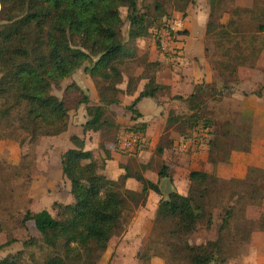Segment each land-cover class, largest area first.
I'll return each instance as SVG.
<instances>
[{
  "label": "trees",
  "instance_id": "1",
  "mask_svg": "<svg viewBox=\"0 0 264 264\" xmlns=\"http://www.w3.org/2000/svg\"><path fill=\"white\" fill-rule=\"evenodd\" d=\"M207 1L204 41L216 47L217 58L211 56L210 64L221 85L202 82L188 96H169L165 130L155 152L173 160L170 129L201 127L208 130L207 162L213 169L190 170L185 196L172 193L168 200H159L137 264H150L154 258L165 264H227L231 249L248 245L250 240L252 222L240 220L244 209L264 201V169L248 167L243 178L228 180L218 177L215 170L218 164L229 163L233 151L249 152L250 127L245 123L235 126L230 120L219 127L209 117L240 83L239 69L258 65L264 53V7L234 8L231 18L221 22L222 13L228 12L226 1ZM193 5L194 0H143L140 5L137 0H0V125L8 130L5 123L12 118L16 131L30 142L59 137L70 121L68 94L75 93V108L83 106L87 116L81 126L83 134L99 133L115 143L123 126L110 107L133 98L125 107L131 126L124 130L143 137L146 123L137 105L143 98H163L168 87L157 82L161 62L140 54L136 42L160 31L174 14L185 19ZM242 13L256 22L255 30L242 29ZM125 22L128 29L124 36ZM186 36L187 30L177 32L181 45L178 57L182 56ZM156 45L160 48L158 41ZM204 52L209 57L207 47ZM82 68L94 84L96 104L73 84L65 87L61 97L52 93ZM135 68L141 72L135 74ZM251 94L263 96L264 87ZM69 142L72 148L61 154L60 165L70 185L71 202H54L51 209L55 216L46 209L36 213L27 210L21 226L31 222L38 236L21 242L22 249L8 254L0 264H20L24 251H29L28 257L34 262L39 254L36 264H98L111 239L124 231L131 205L143 206L148 191L159 195L157 183L128 168L117 180L109 179L104 174L110 157L107 149L103 158L96 151L85 150L84 140L76 135ZM164 177L170 175L162 162L158 180ZM128 178L141 185L140 191L125 188ZM214 205L220 207L217 214ZM215 218L219 221L216 237L195 243L194 234L210 231ZM258 228L264 232L261 220ZM16 242L11 237L0 249Z\"/></svg>",
  "mask_w": 264,
  "mask_h": 264
},
{
  "label": "rangeland",
  "instance_id": "2",
  "mask_svg": "<svg viewBox=\"0 0 264 264\" xmlns=\"http://www.w3.org/2000/svg\"><path fill=\"white\" fill-rule=\"evenodd\" d=\"M137 1L140 5L143 0ZM225 1V8L228 12L222 13L221 22H227L231 18V12H233L234 8L252 9L253 7H258L259 9L260 7H264V0ZM192 7L191 12L199 8L200 12L207 20V0H194V5ZM122 16H125L124 10L122 11ZM180 18V14H174L171 20L166 22H171L173 20L182 21ZM232 18H236V16L233 17L232 15ZM240 21L242 23V29H244L245 32H251L255 30L257 26L256 22H254L249 15H245V13L241 14ZM127 29L128 25L125 22L122 28L124 36L126 35ZM157 41L160 48L156 45ZM203 45L209 50V57H207V55L205 56L204 53L205 62L210 65L213 71V78L210 79L208 84L220 87L221 79L218 78L217 72L213 70L210 64L211 56L217 58L215 52L216 47L211 41H204ZM136 46H138L137 48L140 54H146L150 61H158L160 57L166 60H171L172 58L176 59L178 57L177 55H170L162 50L160 35H155L154 31L148 38L137 41ZM179 47H181V45H179ZM173 63H175V61H173ZM173 63H171V65ZM177 66H179V63L174 66V69H177ZM170 69L172 72L177 71L173 68ZM133 71L135 74H139L141 69L135 68ZM160 75H162L161 77L166 75L163 64L158 77ZM238 75L240 83L233 87L232 96L230 95L227 99L220 102L219 106H216V109L210 116L208 114L219 127H221V124L226 120H230L235 126H240L245 123L248 128L249 120L245 118V116L250 115L249 110L251 109H248L249 107H247L246 101L241 98H247L251 95V92L258 91L264 84V53L259 59L255 69L241 68L239 69ZM70 84L80 87L83 92L88 95L91 103H93L91 100H96L97 97L94 84L83 71V68L75 72L72 77L63 81L59 87L53 88L52 93L61 97L65 87ZM74 94H68L67 97L68 105L71 110L70 116H72V121L74 120L76 123L73 124L70 130L78 131V124L80 121H83V118L77 115V108L79 106L75 108L77 100H75L76 94ZM164 94L165 96L162 100L169 103V94L166 92ZM125 100H127V98H124V101ZM123 102L119 106L124 111L121 109L117 113L114 111L115 120L118 122L121 121L123 126L121 128L122 130L118 133L117 141L112 143L99 133L91 135L90 137L84 135V139L87 141V147H89L87 149H94V151H96V153L98 152L102 157L107 155L104 151L107 149V152H110L111 155L114 154V157H118L119 160H124V163L118 162L109 166V171L114 177H117L118 174L123 171L120 169L122 165H127L131 171L139 172L144 176L150 171V178L156 180L163 161H161L160 156L155 152V146L149 147L148 142H143L137 150L138 153L142 154V158L138 157V153L128 154L122 152L118 146L120 135L127 132L124 130L125 128L131 126L129 119H126V115L129 113L125 109L126 105H123ZM207 104L209 107L212 106V104H209V101H207ZM260 105L264 107V99H262ZM140 107L142 108L143 105H140ZM178 107V111H180L181 106ZM217 108H220V110ZM255 119H259L258 116L255 115L254 121ZM5 124L8 130H6L3 125H0V245L4 244L11 237L17 239V242L9 247L0 249V260L8 254H14L18 250H21V242L30 239V237L38 236L31 222H27L25 227L21 226V219L27 210L40 211L42 209H47L52 216H55V211L51 209L52 203L55 201L66 202L68 200V183L60 176L58 168L60 155L70 146V142L66 140L65 137L60 139L55 137H42L34 142H30L28 138H24L20 132L16 131L17 123L13 122L12 118L7 120ZM219 127L217 128L220 129ZM257 128L258 127L255 129L264 132ZM152 130L154 132L155 129L152 128ZM192 131L195 134L189 133ZM175 132L177 135L175 141L179 144L183 143L184 146H188V144L191 143L189 149L192 151L191 165L195 168L203 169L202 167L205 166L206 163L202 160L203 157L206 158V152H202L201 149H203L205 142L202 144L201 142L202 140H206V137L202 136V128L198 127L191 131L175 130ZM206 132H208V130H206ZM187 134L188 136L184 138V135L186 136ZM101 145L104 146L103 150L100 149ZM184 153L185 152H183V154ZM168 161L170 162L171 160H167V162ZM236 165L234 169L239 173H241V171L243 172V168L239 167L238 170V163ZM218 167L229 168L230 166L229 164L217 165L215 168L217 173ZM212 169L213 167H211V170ZM245 171H247V169H245ZM184 175L185 172L181 171V173L177 174L178 178H176L177 185L182 188L185 187V181H183L185 180ZM234 175H238V173L236 172ZM130 185H132V187L135 186L133 183ZM150 195L152 198H150ZM158 204V196L148 191L146 202L143 206L132 207L131 205L132 212H129L128 218L125 220L126 224L124 226V231L111 239L105 255L98 264H137V255L144 249L147 242ZM214 207H216L214 212L217 214L220 211V207L217 205H214ZM240 220L252 222V226L250 227L252 232L250 240L248 245L240 244L231 249L230 259L227 264H264V232L260 231L258 228V222L260 220L264 227V201H262L260 205H247L243 211V217L240 218ZM218 224L219 221L215 218L212 229L210 231H198L192 237L193 241L195 243H200L205 240L214 239L216 237V228ZM28 252L29 251H24V256L20 264H36L40 259L39 254H37V261H31L28 257ZM151 262L150 264H165V262L159 258L153 259Z\"/></svg>",
  "mask_w": 264,
  "mask_h": 264
},
{
  "label": "crops",
  "instance_id": "3",
  "mask_svg": "<svg viewBox=\"0 0 264 264\" xmlns=\"http://www.w3.org/2000/svg\"><path fill=\"white\" fill-rule=\"evenodd\" d=\"M191 11L192 9L189 10V15L185 19L182 20L181 29L188 31V36L184 37V44L182 46L183 47L182 57L180 56V57H177L176 59L172 58L171 60L162 59L160 57V60H159V62H161V64L164 65V70L166 71V75L163 77H161L162 75H160L157 78V82L168 87L167 91H168L169 96L171 97L175 95H181L184 97L188 96L193 92L195 85L200 84L202 82L208 83L210 79L213 78V71L211 70L210 65H208V63L205 62V58H204L205 57L204 56L205 47L203 45V42L205 39L204 26H205L206 17L200 12L199 8H197V10H194L193 12ZM173 61H175V63H173ZM171 63L173 64L171 65ZM177 63H179V66H177V69H174V66H176ZM170 68H173L174 70H177V71L172 72ZM261 87H264V84ZM140 89L141 88H139V90ZM161 98L162 97H159V99L143 98L137 105V110L142 115V121L146 123V132H145V135L143 136V142L145 141L148 142L149 147L155 146V149L159 145V141L165 130L166 118H167V113L169 109V103L165 102V100H162L163 98L162 99ZM241 99L246 101V105L247 107H249L248 109H251L249 110L250 115L245 116V118H248L249 120L250 136H251L250 150L247 153L233 151L230 154V159L228 163L230 167L229 168H219L218 167V173L216 172L217 176L225 180H228L231 178H243L246 174L245 169H247L248 167H257V168L264 169V153H263L264 152V132H261L255 129L256 127H258L257 129L264 131V107L263 105H260V102L262 101V99H264V95L261 97H257L251 94L247 98L243 97ZM132 100L133 98H127V100L123 102V105L127 106ZM91 101H93V104H96L97 98L96 100H91ZM140 105H143V107L141 108ZM110 109L115 111L116 113L119 112L120 109L122 110L120 106H114V105H112ZM253 113L256 116H258L259 119H255L254 121L255 115ZM77 115L78 116L80 115L83 118V121L82 122L80 121L78 124L79 130L78 131L70 130L73 124H76L74 120L72 121V118H71L72 116H70V121H69L67 131L63 133L62 135H60L59 137H55V138L60 139V138L65 137V139L69 141V138L72 135H76L82 140H84L85 150L94 151V149H87L89 147H87V141L84 139V135H88V137H90L91 135H96L98 133L86 132L83 134L81 126L85 123L87 119L83 106L77 108ZM126 119L127 120L129 119V114L126 115ZM119 123L122 124L121 121H119ZM152 128L155 129L154 132ZM204 132H206V130H203L202 136L206 137V140H202L201 144L203 142L205 143L203 145V149L201 150L202 152H206V158L203 157V160H202L206 163V165L202 167L203 169L195 168L191 165L192 151L189 150L191 147V143L188 144V146H184L183 143L179 144L177 141H175V138L177 135H176L175 130L172 128L169 131V137L170 139L173 140V146L175 150L173 160H171L170 162L169 161L167 162V160H170V159H167L166 156L160 157L164 165L168 167V175H170V177H166V178L170 179L171 187L173 191H175L176 193L182 196H185L188 192V181L186 179V176H187L186 173H188L190 170H209V171L211 170V165H209L207 162L206 141H207L208 135H207V132L206 133ZM189 133L195 134L193 131ZM187 136L188 134L186 136L184 135V138H186ZM70 148H72L71 144L70 146H68L67 149H70ZM183 152L185 153L183 154ZM137 153L138 151L135 154ZM138 154H139L138 156L139 158L143 157L141 153H138ZM124 158L127 159L126 157ZM118 162L124 163V160H119L118 157H114V154L113 155L110 154L109 159L106 160L104 174L109 179L117 180L121 175L125 173V168H128L130 172H133L127 165H122L120 169L123 171L120 172L117 177H114L112 173L109 171L110 170L109 166L113 163H118ZM237 163H238V170H239V167H241L243 168V172L241 171V173H239L238 171L234 169L237 166L236 165ZM58 169H59L60 176L63 177L61 173L60 158H59V168ZM181 171L185 172V175H184L185 180H183L185 181L184 188L179 187L177 185V180H176V178H178L177 174L181 173ZM236 172L238 173V175H234ZM133 173H136V172H133ZM142 176L153 183H157V186H159L161 180L163 179L162 178L158 180V176L156 177V180L151 179L150 171L148 172L146 176L144 175ZM67 183H68L67 184L68 200L66 202H57V201L55 202L62 203V204H68L71 202L72 198L70 195V185L68 181ZM131 183H133L135 186L132 187V185H130ZM125 188L131 191L138 192L141 189V185L134 178H128L125 182ZM151 192L157 195L159 200L163 198L160 192H159V195L153 191ZM150 198H152L151 195H150ZM32 212L36 213L39 211H32Z\"/></svg>",
  "mask_w": 264,
  "mask_h": 264
},
{
  "label": "built area",
  "instance_id": "4",
  "mask_svg": "<svg viewBox=\"0 0 264 264\" xmlns=\"http://www.w3.org/2000/svg\"><path fill=\"white\" fill-rule=\"evenodd\" d=\"M182 21L173 20L164 22L160 31H154L155 35H160L161 47L164 52L170 55L179 54V46L177 42V32L182 30ZM179 40V39H178ZM143 143V137L136 132H124L120 135L118 146L122 152L134 154Z\"/></svg>",
  "mask_w": 264,
  "mask_h": 264
},
{
  "label": "water",
  "instance_id": "5",
  "mask_svg": "<svg viewBox=\"0 0 264 264\" xmlns=\"http://www.w3.org/2000/svg\"><path fill=\"white\" fill-rule=\"evenodd\" d=\"M158 190L161 193V195L163 196L162 200L166 201L168 200L169 196L172 193H176L175 191H173L172 187H171V182L169 178H163L158 186Z\"/></svg>",
  "mask_w": 264,
  "mask_h": 264
}]
</instances>
